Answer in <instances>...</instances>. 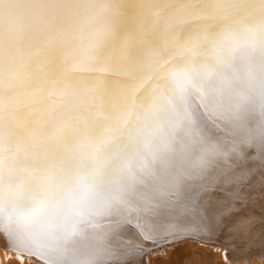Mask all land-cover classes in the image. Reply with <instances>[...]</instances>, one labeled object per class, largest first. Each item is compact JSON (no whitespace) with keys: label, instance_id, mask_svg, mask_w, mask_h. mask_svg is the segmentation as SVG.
Segmentation results:
<instances>
[{"label":"snow or ice","instance_id":"obj_1","mask_svg":"<svg viewBox=\"0 0 264 264\" xmlns=\"http://www.w3.org/2000/svg\"><path fill=\"white\" fill-rule=\"evenodd\" d=\"M83 72L128 79L113 92ZM249 150L264 162V0H0V232L13 250L130 264L149 249L123 224L153 243L196 227L192 186L229 193Z\"/></svg>","mask_w":264,"mask_h":264},{"label":"bare ground","instance_id":"obj_2","mask_svg":"<svg viewBox=\"0 0 264 264\" xmlns=\"http://www.w3.org/2000/svg\"><path fill=\"white\" fill-rule=\"evenodd\" d=\"M144 2L153 3L156 0H144ZM163 2H167V0H163ZM151 18V14L146 12L145 16L136 24L137 26L148 24ZM76 74L102 75L110 82L108 87L113 92L121 88L120 81L128 79V76L124 74L88 72ZM217 134L223 136L224 132L217 129ZM249 151L251 159L246 161L248 171L242 172L237 169L235 173H230L229 179L224 184V187L230 190L229 193L218 192L215 187H209V181L192 186L190 190L197 191L195 203L201 210L202 220L198 222L192 213H185V216L192 221V224L197 225L196 227L183 225L181 230L175 231L174 235H163L158 238L156 243H153L144 240L134 224L125 223L121 226L124 237H131L145 249H149L147 254L155 247L159 248V251L161 249L167 251L181 243L186 245L187 250L196 246L203 252H211L213 255H217L223 264H251L253 261L263 263L264 162L260 161L255 151ZM206 187L207 190H204ZM232 190H234V194H232ZM102 226L110 227L107 221H104ZM146 253L133 260H144L145 258L147 261L150 255L147 256ZM9 263L44 264V261L13 250L8 246L4 233L0 232V264Z\"/></svg>","mask_w":264,"mask_h":264},{"label":"rangeland","instance_id":"obj_3","mask_svg":"<svg viewBox=\"0 0 264 264\" xmlns=\"http://www.w3.org/2000/svg\"><path fill=\"white\" fill-rule=\"evenodd\" d=\"M183 243V242H182ZM178 246L168 249L167 251H159V248L151 249L148 254L147 261L145 260H133L130 264H223L221 259L217 255H213L211 252L199 250L200 248L191 247V250H187L185 244H177ZM184 246V247H183ZM187 248V249H186ZM183 249V250H182ZM190 249V247H189ZM196 249V251H194ZM186 250V252H185ZM200 251V252H199ZM160 252V253H159ZM198 252V253H197ZM198 254V255H197ZM145 255V254H144ZM143 255V256H144ZM220 261V262H219ZM15 264V263H9ZM251 264H260L258 261H253ZM261 264H264L261 263Z\"/></svg>","mask_w":264,"mask_h":264}]
</instances>
